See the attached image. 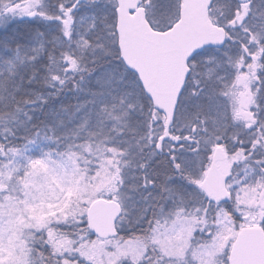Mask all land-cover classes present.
Wrapping results in <instances>:
<instances>
[{
    "label": "snow or ice",
    "instance_id": "1",
    "mask_svg": "<svg viewBox=\"0 0 264 264\" xmlns=\"http://www.w3.org/2000/svg\"><path fill=\"white\" fill-rule=\"evenodd\" d=\"M0 264H264V0H0Z\"/></svg>",
    "mask_w": 264,
    "mask_h": 264
},
{
    "label": "trees",
    "instance_id": "2",
    "mask_svg": "<svg viewBox=\"0 0 264 264\" xmlns=\"http://www.w3.org/2000/svg\"><path fill=\"white\" fill-rule=\"evenodd\" d=\"M24 27H25L24 25H17V26L14 27L13 30H15L16 28H24Z\"/></svg>",
    "mask_w": 264,
    "mask_h": 264
}]
</instances>
